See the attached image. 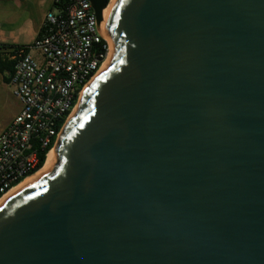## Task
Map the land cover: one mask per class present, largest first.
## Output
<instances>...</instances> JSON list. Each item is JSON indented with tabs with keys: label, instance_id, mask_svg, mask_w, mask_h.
I'll return each instance as SVG.
<instances>
[{
	"label": "water",
	"instance_id": "obj_1",
	"mask_svg": "<svg viewBox=\"0 0 264 264\" xmlns=\"http://www.w3.org/2000/svg\"><path fill=\"white\" fill-rule=\"evenodd\" d=\"M106 24L57 163L0 206V264H264V0H116Z\"/></svg>",
	"mask_w": 264,
	"mask_h": 264
},
{
	"label": "built area",
	"instance_id": "obj_2",
	"mask_svg": "<svg viewBox=\"0 0 264 264\" xmlns=\"http://www.w3.org/2000/svg\"><path fill=\"white\" fill-rule=\"evenodd\" d=\"M36 51L42 53L41 62ZM1 53L14 64L11 86L21 104L0 133L3 197L40 170L38 155L47 151L46 162L85 89L108 64L112 44L106 25L103 21L98 25L91 2L70 0L64 8L46 13L32 44Z\"/></svg>",
	"mask_w": 264,
	"mask_h": 264
},
{
	"label": "crops",
	"instance_id": "obj_3",
	"mask_svg": "<svg viewBox=\"0 0 264 264\" xmlns=\"http://www.w3.org/2000/svg\"><path fill=\"white\" fill-rule=\"evenodd\" d=\"M50 10H55V0H0V45L32 44L40 35L45 15ZM4 77L8 74H0V83L11 86V81L7 83ZM20 110L21 104H18L10 122Z\"/></svg>",
	"mask_w": 264,
	"mask_h": 264
},
{
	"label": "bare ground",
	"instance_id": "obj_4",
	"mask_svg": "<svg viewBox=\"0 0 264 264\" xmlns=\"http://www.w3.org/2000/svg\"><path fill=\"white\" fill-rule=\"evenodd\" d=\"M116 0H111L109 1L108 3V6L105 8V10L103 11V23L105 25L106 24V21H107V17L109 16L114 4H115ZM109 64V63H108ZM108 64L106 65V67H104V70L105 68L108 67ZM96 78V77H95ZM94 78V79H95ZM92 82V81H91ZM89 86V85H88ZM78 106H79V103L77 105V107L75 108L74 112L72 113L71 117L69 118L72 119L76 114H77V111H78ZM56 147L53 148L49 154H48V157H47V160L44 164V166L37 172L35 173L34 175L30 176L29 178H27L25 181H23L21 184H19L18 186H16L14 189H12L10 192H8L5 196H3L2 198H0V206L2 204H4L7 200H9L16 192H18L19 190L25 188L27 185H29V183H31L33 180H35L36 178L40 177L42 174L44 173H47L49 172L51 169H53V167L55 166V164L57 163V157H56Z\"/></svg>",
	"mask_w": 264,
	"mask_h": 264
},
{
	"label": "rangeland",
	"instance_id": "obj_5",
	"mask_svg": "<svg viewBox=\"0 0 264 264\" xmlns=\"http://www.w3.org/2000/svg\"><path fill=\"white\" fill-rule=\"evenodd\" d=\"M111 1V0H110ZM39 62L43 60L41 52H34ZM19 101L13 95V87L0 83V132L10 122Z\"/></svg>",
	"mask_w": 264,
	"mask_h": 264
},
{
	"label": "trees",
	"instance_id": "obj_6",
	"mask_svg": "<svg viewBox=\"0 0 264 264\" xmlns=\"http://www.w3.org/2000/svg\"><path fill=\"white\" fill-rule=\"evenodd\" d=\"M70 0H59L58 3H55V8H64L65 6L68 5ZM110 0H108L109 3ZM18 46H5V45H0V51L2 50H7V49H13V48H17ZM8 74V77H4L5 81L7 83H10L11 78L13 76L14 73V64L11 61L8 60H4L2 53H0V74L5 75ZM46 152H42L38 155L39 158V164H38V169H41L44 166L45 163V159H46ZM37 169V170H38ZM2 196H0L1 198Z\"/></svg>",
	"mask_w": 264,
	"mask_h": 264
}]
</instances>
